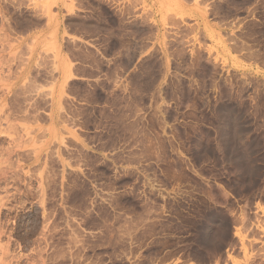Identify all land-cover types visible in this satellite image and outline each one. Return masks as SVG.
Returning a JSON list of instances; mask_svg holds the SVG:
<instances>
[{
  "label": "rangeland",
  "instance_id": "rangeland-1",
  "mask_svg": "<svg viewBox=\"0 0 264 264\" xmlns=\"http://www.w3.org/2000/svg\"><path fill=\"white\" fill-rule=\"evenodd\" d=\"M124 17L128 160L52 104L58 31ZM0 264H264V0H0Z\"/></svg>",
  "mask_w": 264,
  "mask_h": 264
},
{
  "label": "crops",
  "instance_id": "crops-1",
  "mask_svg": "<svg viewBox=\"0 0 264 264\" xmlns=\"http://www.w3.org/2000/svg\"><path fill=\"white\" fill-rule=\"evenodd\" d=\"M112 21L100 19L104 25L88 24L81 33L69 31L68 36L58 31L54 38L58 71L52 104L55 112L59 106L64 112L68 108L70 122L78 106L80 129L82 112L88 115L86 120L94 113L96 122H101L102 135L117 138L115 151L128 160L129 138L135 131L134 19L117 21L120 28L110 27Z\"/></svg>",
  "mask_w": 264,
  "mask_h": 264
}]
</instances>
